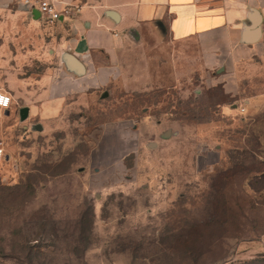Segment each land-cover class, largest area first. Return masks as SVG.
<instances>
[{"label": "rangeland", "instance_id": "1", "mask_svg": "<svg viewBox=\"0 0 264 264\" xmlns=\"http://www.w3.org/2000/svg\"><path fill=\"white\" fill-rule=\"evenodd\" d=\"M4 39L0 264H264V35L205 76L197 48L172 47L182 80L110 86L45 121L22 120L16 80L54 61Z\"/></svg>", "mask_w": 264, "mask_h": 264}, {"label": "crops", "instance_id": "2", "mask_svg": "<svg viewBox=\"0 0 264 264\" xmlns=\"http://www.w3.org/2000/svg\"><path fill=\"white\" fill-rule=\"evenodd\" d=\"M53 1L59 9L77 7L78 11L46 25L37 11L26 9L21 0H0V30L6 31L0 36H5L8 52L18 51L11 47L21 44L23 60L44 65L54 61L41 74L16 80L23 84L29 113L43 121L59 115L67 105L78 104L88 93L110 86L123 84L129 89L133 84L182 80L187 64H182L175 51L171 57L172 47L197 48V57L189 67L205 76L208 69L222 65L224 51L237 57L254 46L242 42L252 10L260 13L261 37L264 35V0ZM16 31L21 32V38ZM157 51L166 57L152 54ZM63 53L80 61L83 75L67 70L61 61ZM16 59L18 56H12ZM162 68L170 69L167 77L161 74ZM132 73H139L140 79Z\"/></svg>", "mask_w": 264, "mask_h": 264}, {"label": "built area", "instance_id": "3", "mask_svg": "<svg viewBox=\"0 0 264 264\" xmlns=\"http://www.w3.org/2000/svg\"><path fill=\"white\" fill-rule=\"evenodd\" d=\"M22 5L29 11H37L46 25H53L64 17H70L77 12V7H63L59 9L53 0H21ZM11 103V96L7 92H0V109L6 110ZM2 151L0 150V158Z\"/></svg>", "mask_w": 264, "mask_h": 264}, {"label": "water", "instance_id": "4", "mask_svg": "<svg viewBox=\"0 0 264 264\" xmlns=\"http://www.w3.org/2000/svg\"><path fill=\"white\" fill-rule=\"evenodd\" d=\"M38 13V12H37ZM39 15V13H38ZM250 25L245 26L242 32V42L246 44H255L261 37V16L257 10H252L249 18ZM62 63L65 65L68 71L74 72L76 75H83L84 67L79 60L74 58L68 53H63L61 57ZM28 108H22L20 110L22 120L28 117ZM8 114V112H6Z\"/></svg>", "mask_w": 264, "mask_h": 264}]
</instances>
